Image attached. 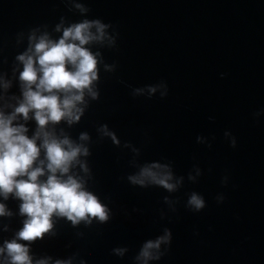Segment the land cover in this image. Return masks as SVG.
<instances>
[{"label": "water", "instance_id": "water-1", "mask_svg": "<svg viewBox=\"0 0 264 264\" xmlns=\"http://www.w3.org/2000/svg\"><path fill=\"white\" fill-rule=\"evenodd\" d=\"M84 18L106 23L114 41L90 45L96 97L85 92L77 121L45 128L87 148V171H70L108 218L53 216L47 233L20 241L33 262L140 264L143 243L167 230L147 264H264V0H0V110L22 99L16 57L29 35L54 40L57 24ZM13 123L36 130L31 111ZM152 162L168 165L173 191L128 179ZM0 203L3 244L25 217L11 193Z\"/></svg>", "mask_w": 264, "mask_h": 264}, {"label": "clouds", "instance_id": "clouds-1", "mask_svg": "<svg viewBox=\"0 0 264 264\" xmlns=\"http://www.w3.org/2000/svg\"><path fill=\"white\" fill-rule=\"evenodd\" d=\"M81 12L86 9L75 5ZM108 27L100 19H81L66 27L56 25L60 35L51 39L47 33L38 37L29 35V48L17 55L22 68L18 79L21 82L22 99L10 113L0 110V197L7 199L9 193L20 200L18 211L25 217L14 238L0 244V264H48L47 259L33 262L29 245L20 241H33L52 228V217H65L73 224L92 217L98 221L108 218L107 207L98 197L88 191L84 181L70 169L80 163L78 157L87 155V148L71 141L67 136L58 137L47 124L65 120L71 124L83 112L80 106L84 94L96 97L93 82L97 79L99 52L91 50L93 43H114L105 31ZM3 86H7L4 84ZM149 88V91H153ZM31 111L36 130L28 136L22 123H13L17 114L28 119ZM106 134L115 141L111 132ZM80 140L87 139L85 133ZM39 141V143H37ZM141 186L155 184L168 191L176 188L168 165L156 162L143 165L137 174L128 178ZM195 210L203 206V199L196 193L188 198ZM10 214L0 203V215ZM169 234L147 240L141 246L136 259L147 264L157 259L161 241L167 242ZM122 254L124 249H114ZM53 264H69L67 260H56Z\"/></svg>", "mask_w": 264, "mask_h": 264}]
</instances>
